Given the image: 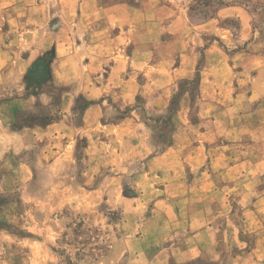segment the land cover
Returning <instances> with one entry per match:
<instances>
[{
    "label": "crops",
    "instance_id": "0c3cea01",
    "mask_svg": "<svg viewBox=\"0 0 264 264\" xmlns=\"http://www.w3.org/2000/svg\"><path fill=\"white\" fill-rule=\"evenodd\" d=\"M166 1L0 0V264H57V212L102 207L119 212V236L77 264H221L230 237L239 253L227 264H264V33L240 6L191 27ZM44 58L58 102L25 94ZM195 74L196 119L182 102L154 149L137 100L160 117Z\"/></svg>",
    "mask_w": 264,
    "mask_h": 264
},
{
    "label": "rangeland",
    "instance_id": "374dc122",
    "mask_svg": "<svg viewBox=\"0 0 264 264\" xmlns=\"http://www.w3.org/2000/svg\"><path fill=\"white\" fill-rule=\"evenodd\" d=\"M119 1L134 5L140 4V6H142L149 0ZM208 2H211V0H200L199 2H197V0H167L165 3H171L174 5L175 9H181L191 27L192 25H198L205 22L202 20L204 12H207L208 15L213 13L215 16L216 11L221 7L232 5L240 6L249 13L255 29L264 33V0H213L211 4L206 5L205 3ZM218 2L223 4L219 6L217 4ZM204 5L206 6L203 7ZM223 23L228 24V26L232 28L236 25L235 21ZM189 32L191 34V38L198 35V31H194L192 28L189 29ZM209 41H212V37L209 38L205 36L199 45L195 46V54L197 55L199 61L201 60L203 47L206 46ZM221 47L229 49L222 44ZM44 60L48 62L47 58H44ZM197 85V74L188 79L178 81L173 86L174 93L170 100V107L167 112L160 117L149 118L147 113L144 112L143 100H137L136 108L138 112H140V118L142 121L147 119L150 120L149 126L151 128V144L154 149L160 150L168 143L170 132L173 130V126L170 124V118L175 110L180 107L182 102H185V105H187V116H189V119L192 121L196 119L198 108ZM49 86V80H46V82L42 85L31 86L28 91L25 87V94L33 95V93H35V95H37L43 89L50 90L53 92L56 102H58L63 92L59 93L58 90H53ZM4 94H6L5 91L0 90V96H3ZM12 95L15 94L12 93ZM85 104L86 103L82 99L75 101V111L78 113L75 123L78 121L79 115L82 113V109ZM169 111H171V114ZM123 114H126V112L121 113V115ZM115 118L116 116H111V119ZM83 145L84 142L82 140L77 142V148L75 149V154L73 155L71 161L72 166L70 172L72 173V178L79 176L83 169L84 164L81 159ZM131 171H134V168L131 169ZM125 183V190H127L128 177ZM100 214L101 215H75L67 209L57 212L56 216L61 218L66 225L63 234L57 238L55 243L51 241L52 245L50 244V251L58 260L57 264H77L85 259H97L107 252L111 241L119 236L118 225L120 222V215L117 210L108 209L106 207L101 208ZM104 221H107V224H104ZM229 240L228 248L226 250L224 249L221 264H227L231 258L235 257L239 253L238 247L235 246V243L231 242V237Z\"/></svg>",
    "mask_w": 264,
    "mask_h": 264
},
{
    "label": "trees",
    "instance_id": "16d2710c",
    "mask_svg": "<svg viewBox=\"0 0 264 264\" xmlns=\"http://www.w3.org/2000/svg\"><path fill=\"white\" fill-rule=\"evenodd\" d=\"M199 1L200 0H197V2ZM212 1L213 0L205 4L209 5L212 3ZM217 4L220 6L223 3L218 2ZM206 5H204L203 7H205ZM202 16H203L202 20L206 21L207 19L212 18L214 14L212 13L211 15H208L207 12H204ZM46 80H49V64L44 59H39L30 67V69L28 70L26 74V77H25L26 90L28 91L31 86L42 85L43 83L46 82ZM33 95H35V93H33ZM86 106L87 104L84 105L82 110H84ZM170 112L171 111H169V113Z\"/></svg>",
    "mask_w": 264,
    "mask_h": 264
}]
</instances>
